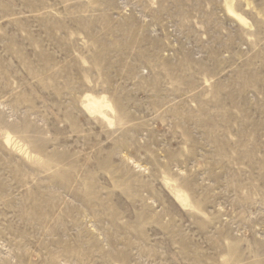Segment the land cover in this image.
Listing matches in <instances>:
<instances>
[{"label":"rangeland","instance_id":"obj_1","mask_svg":"<svg viewBox=\"0 0 264 264\" xmlns=\"http://www.w3.org/2000/svg\"><path fill=\"white\" fill-rule=\"evenodd\" d=\"M0 264H264V0H0Z\"/></svg>","mask_w":264,"mask_h":264},{"label":"bare ground","instance_id":"obj_2","mask_svg":"<svg viewBox=\"0 0 264 264\" xmlns=\"http://www.w3.org/2000/svg\"><path fill=\"white\" fill-rule=\"evenodd\" d=\"M230 4V3H229ZM228 3H227V10L230 14H232V16L238 18V20L240 21H244V19L238 15L237 13L234 12V10L231 8L232 6H230ZM232 4V3H231ZM247 22V21H246ZM84 106L85 108L90 112V113H97V114H101L102 116L104 115V111L103 109L104 108H108L110 107L109 103H107V101L104 99V97H94L92 96L91 94H86L84 96ZM105 117V116H104ZM178 191V190H177ZM176 193V191H175ZM177 193H181V192H177ZM176 193V194H177ZM173 194V193H172ZM175 195L177 197V199L182 203L185 202V198L182 197V194L181 195ZM174 196V197H175ZM187 203V202H186ZM183 205V204H182ZM186 206V204H184Z\"/></svg>","mask_w":264,"mask_h":264}]
</instances>
